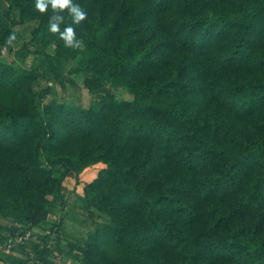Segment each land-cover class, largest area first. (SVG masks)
Wrapping results in <instances>:
<instances>
[{"label": "trees", "instance_id": "obj_1", "mask_svg": "<svg viewBox=\"0 0 264 264\" xmlns=\"http://www.w3.org/2000/svg\"><path fill=\"white\" fill-rule=\"evenodd\" d=\"M73 2L78 48L50 0H0V49L35 22L33 68L0 59V245L40 232L8 264H264V0ZM67 68L88 106L44 102L40 76ZM68 189L94 229L65 251L48 220Z\"/></svg>", "mask_w": 264, "mask_h": 264}, {"label": "rangeland", "instance_id": "obj_2", "mask_svg": "<svg viewBox=\"0 0 264 264\" xmlns=\"http://www.w3.org/2000/svg\"><path fill=\"white\" fill-rule=\"evenodd\" d=\"M34 27L35 22L17 24L14 34L15 39L9 46L0 49V59L7 62H13L16 65L33 68L32 63L34 62L36 55L33 52L30 54L26 52L25 56L22 52V48L23 46H28V48L34 50L33 45L30 44ZM50 50L52 49L50 48ZM74 64L75 61L71 62L69 67ZM68 68L63 73V77L58 78L55 75L40 76L38 80V89L40 90L44 102L58 101L88 106L94 98L93 94H91L88 88L84 85L83 75L70 74ZM112 91L116 97L121 100L132 99L133 97L128 89L122 86L113 87ZM94 176L95 171H86L81 175L80 181L84 182L90 180ZM72 182H76V178H72ZM67 193L66 204L53 208L52 216L48 220V222L52 223L55 220L60 221V229L62 233L60 243L65 251L70 250V242L74 243L86 238L94 229V223L90 219L88 211L83 206L80 196H77L72 189H68ZM0 221L3 222L1 218ZM10 237L11 241L15 240V236ZM2 247L3 251L8 254L5 255V257L9 261L12 260V258H17V254H20L18 256L19 259H26L27 255L31 252L29 245L19 243L14 244L12 249L14 253L5 248L4 245H2ZM52 252L59 264H76L70 257L57 250H53Z\"/></svg>", "mask_w": 264, "mask_h": 264}, {"label": "clouds", "instance_id": "obj_3", "mask_svg": "<svg viewBox=\"0 0 264 264\" xmlns=\"http://www.w3.org/2000/svg\"><path fill=\"white\" fill-rule=\"evenodd\" d=\"M48 4L49 0H35V7L40 12H44L47 9ZM50 4L51 7L57 11H54L49 18V30L53 33H59V36L63 39L66 47H80L81 40L77 38L73 24H79L80 21L84 20L87 12L80 4L73 2V0H50ZM65 8H67L68 13L72 17V23L67 24L61 31V23L64 21V16L58 10H63ZM14 39V34H9L7 42L11 43Z\"/></svg>", "mask_w": 264, "mask_h": 264}, {"label": "built area", "instance_id": "obj_4", "mask_svg": "<svg viewBox=\"0 0 264 264\" xmlns=\"http://www.w3.org/2000/svg\"><path fill=\"white\" fill-rule=\"evenodd\" d=\"M53 234L55 235L56 233ZM39 235L40 232H38L35 228H29L24 234L16 236L14 241L6 242L4 246L12 252L15 243L26 245L32 241H39Z\"/></svg>", "mask_w": 264, "mask_h": 264}, {"label": "crops", "instance_id": "obj_5", "mask_svg": "<svg viewBox=\"0 0 264 264\" xmlns=\"http://www.w3.org/2000/svg\"><path fill=\"white\" fill-rule=\"evenodd\" d=\"M2 245H0V264H8L9 260H7V258L5 257V255H8L7 253H5L2 249ZM14 253V252H13ZM17 253V252H16ZM19 253V252H18ZM20 254H17V258ZM14 259V258H12ZM11 261V260H10Z\"/></svg>", "mask_w": 264, "mask_h": 264}]
</instances>
